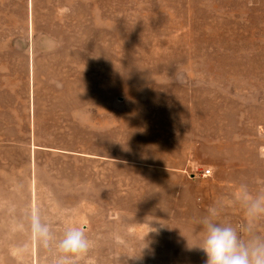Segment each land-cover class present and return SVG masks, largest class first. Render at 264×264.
I'll return each mask as SVG.
<instances>
[{
  "label": "rangeland",
  "instance_id": "374dc122",
  "mask_svg": "<svg viewBox=\"0 0 264 264\" xmlns=\"http://www.w3.org/2000/svg\"><path fill=\"white\" fill-rule=\"evenodd\" d=\"M241 180L264 186V0H0V264H54L37 211L99 234L72 264H205L195 221Z\"/></svg>",
  "mask_w": 264,
  "mask_h": 264
},
{
  "label": "clouds",
  "instance_id": "9594fccd",
  "mask_svg": "<svg viewBox=\"0 0 264 264\" xmlns=\"http://www.w3.org/2000/svg\"><path fill=\"white\" fill-rule=\"evenodd\" d=\"M238 208L242 219H226L230 209ZM30 229L44 249L54 247V264H72L73 258L91 247L84 229L70 225L57 237L51 221L42 219L39 211L30 215ZM200 242L197 246L207 257L205 264H264V186L253 187L247 180L235 183L230 192H222L195 221ZM151 226L159 234L165 224Z\"/></svg>",
  "mask_w": 264,
  "mask_h": 264
},
{
  "label": "crops",
  "instance_id": "0c3cea01",
  "mask_svg": "<svg viewBox=\"0 0 264 264\" xmlns=\"http://www.w3.org/2000/svg\"><path fill=\"white\" fill-rule=\"evenodd\" d=\"M41 147H43V146H41ZM44 148L45 149H49V147H45V146H44ZM92 158L93 159L97 158V159H103L104 160L105 159V156L102 155V157H101L100 155H94V156H92ZM108 179H109V175H108ZM94 208H95L94 206H92L90 208L91 211L94 213L93 215L90 216L91 219H97L98 217H100V212L101 211L103 212V215L106 216V219H109L110 218V215H109L110 208H105V207H103L102 209L101 208L94 209ZM82 210L87 211L88 208L83 207ZM105 211H107V213H105ZM96 212H98V214H96ZM42 214H44V213H41L40 212L41 217H42ZM68 216H69V213L68 214H65L64 216H55L54 217V220L55 221H65V220H68L69 219ZM79 226L84 229L85 233L88 234V236L95 237V235L96 236L99 235V234H95V233L93 234V232H94L93 228L89 224H85V222H83ZM53 232H54V234L57 237H59L61 235V234H57V231H53ZM97 233H100V231H97ZM102 233L104 234V230L102 231ZM32 237H33V241L34 242H38L37 239L35 238V236L33 235V233H32ZM95 240L96 239H94L93 241H95ZM96 241H98V240H96Z\"/></svg>",
  "mask_w": 264,
  "mask_h": 264
},
{
  "label": "built area",
  "instance_id": "2783aa9c",
  "mask_svg": "<svg viewBox=\"0 0 264 264\" xmlns=\"http://www.w3.org/2000/svg\"><path fill=\"white\" fill-rule=\"evenodd\" d=\"M204 174H205V175H209V174H211V169L206 170V172H205Z\"/></svg>",
  "mask_w": 264,
  "mask_h": 264
}]
</instances>
